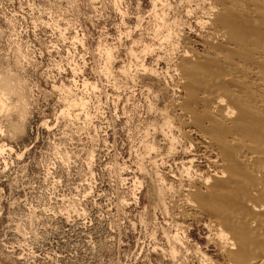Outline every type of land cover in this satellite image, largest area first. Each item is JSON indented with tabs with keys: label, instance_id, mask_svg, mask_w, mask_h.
<instances>
[{
	"label": "rangeland",
	"instance_id": "rangeland-1",
	"mask_svg": "<svg viewBox=\"0 0 264 264\" xmlns=\"http://www.w3.org/2000/svg\"><path fill=\"white\" fill-rule=\"evenodd\" d=\"M147 9L148 0H0V264H175L164 232L177 227L162 215L149 177L135 188L126 170L149 125L150 98L130 79L127 52L140 31L150 39L153 18L131 31ZM181 13L169 14L181 19L177 28L187 23ZM108 48L116 80L104 76ZM126 63L125 76L116 68ZM73 67L78 84L67 80ZM83 77L94 83L85 87ZM73 97L87 100L79 117ZM178 233L176 264H197L189 247H203L206 228L189 222Z\"/></svg>",
	"mask_w": 264,
	"mask_h": 264
},
{
	"label": "bare ground",
	"instance_id": "bare-ground-1",
	"mask_svg": "<svg viewBox=\"0 0 264 264\" xmlns=\"http://www.w3.org/2000/svg\"><path fill=\"white\" fill-rule=\"evenodd\" d=\"M177 8L187 18L185 27L177 28L181 19L170 17ZM136 17L131 31L141 30L145 18L156 22L148 42L140 31L127 50L135 60L130 79L150 98L143 152L126 169L132 173L130 184L142 188L149 177L162 215L177 227L164 232L175 264L183 244L178 232L189 222L207 230L203 247H189L197 264H264V0H148V9ZM166 43L176 60L163 54ZM107 50L103 72L115 58ZM129 65L116 71L126 76ZM75 68L68 81H78ZM109 72L107 79L113 75ZM81 83L90 82L83 77ZM155 85L160 87L155 90ZM60 86L68 94L69 85ZM168 93L170 100L161 103ZM84 100L72 99L80 111L76 117Z\"/></svg>",
	"mask_w": 264,
	"mask_h": 264
}]
</instances>
